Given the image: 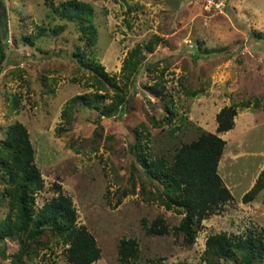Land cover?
Wrapping results in <instances>:
<instances>
[{
    "label": "rangeland",
    "instance_id": "374dc122",
    "mask_svg": "<svg viewBox=\"0 0 264 264\" xmlns=\"http://www.w3.org/2000/svg\"><path fill=\"white\" fill-rule=\"evenodd\" d=\"M83 1L92 6L95 29L84 65L73 53L84 45L77 20L49 8L48 0H3L0 264H12L11 254L25 240L16 204L19 172L12 168L7 137L16 121L26 130L40 177V185L25 195L27 208L33 216L57 194L59 184L71 198L75 222L92 233L99 249L89 264H142L148 257L165 263L242 264L243 249L203 259L205 237L217 232L240 238L252 251L244 264H264V188L241 200L264 165V0H224L222 10L202 0ZM92 57L101 69L90 65ZM192 89L197 93L190 94ZM81 93L90 95L62 112L66 101ZM119 96H127L121 116ZM255 98L258 105L252 108L236 107L229 129L215 131L219 108ZM197 127L223 139L216 171L229 198L194 219L193 241L184 245L181 232L171 229L183 211L150 197L162 185L143 161L171 162L177 147L196 137ZM132 142L139 146L137 159ZM158 213L167 231L146 233L140 218L149 222ZM122 236L135 238L136 259L119 261ZM28 244L18 264H68L67 244L49 227Z\"/></svg>",
    "mask_w": 264,
    "mask_h": 264
},
{
    "label": "trees",
    "instance_id": "16d2710c",
    "mask_svg": "<svg viewBox=\"0 0 264 264\" xmlns=\"http://www.w3.org/2000/svg\"><path fill=\"white\" fill-rule=\"evenodd\" d=\"M47 5L61 16L77 20L80 24V34L83 39L82 48L76 47L73 51L80 64L84 65L85 48L92 44L95 35L94 25L91 22L92 6L83 0H61L53 4L48 0ZM4 15L3 0H0V21ZM83 37V38H82ZM135 50L132 47L130 50ZM4 53L0 44V60ZM126 59V58H125ZM124 59V60H125ZM88 60V59H87ZM90 65L94 69H101L102 65L93 57ZM94 94L98 92H93ZM190 94L197 93L190 90ZM89 96L90 93H81L70 97L65 103L62 112L66 111L77 98ZM127 97V96H126ZM119 96L117 115L121 116L125 112L127 98ZM257 104V99L250 102L248 99L233 102L230 105L222 106L215 113V131L220 132L232 126V116L236 107L252 108ZM98 107L97 103H94ZM65 109V110H64ZM103 116L108 113L102 112ZM96 121V120H95ZM98 120L96 121L97 124ZM198 129L196 137L188 142H182L176 149L173 159L165 163L161 158L144 160L145 171L154 176L162 185L156 194L150 197L157 199L166 208H174L178 212L183 211L179 222L171 229L175 234L181 232V243L189 245L194 238L192 223L194 219H200L216 201H224L229 198L227 188L221 184L216 171V162L220 155L223 139L214 132ZM14 131V133H12ZM98 130L92 132V139L96 138ZM7 137L12 144V168L18 173L16 181L20 187V192L16 198L18 225L24 230V242L19 249L11 254L10 262L18 264L16 259L21 257L22 252L28 248V239L35 238L45 227L52 229L55 236L67 245L64 248V256L68 264H89L99 256V249L95 239L82 224L75 222V209L71 205L69 195L60 190L59 184H55L57 194L43 205L32 216L27 208L25 195L30 190L40 185V177L36 168L31 163V147L27 139L26 130L20 122H14L11 129L7 130ZM72 147V145H69ZM74 150L77 148L72 147ZM134 157H140L138 144H129ZM264 188V165L259 170L253 184L241 195L243 202L248 201L253 195ZM264 207V193L262 196ZM140 223L148 234L163 233L167 231L166 225L158 213L149 222L144 217L140 218ZM243 249L240 259L242 264L252 259V251L243 245L240 238L232 240L224 232L209 234L204 239L202 257L206 262H210V257L215 254L225 258L232 254L234 250ZM3 256V254H2ZM117 257L120 262H129L138 257V246L132 236L120 237L117 244ZM142 264H200L197 261L185 262L178 260L165 263L157 258L148 257Z\"/></svg>",
    "mask_w": 264,
    "mask_h": 264
},
{
    "label": "built area",
    "instance_id": "2783aa9c",
    "mask_svg": "<svg viewBox=\"0 0 264 264\" xmlns=\"http://www.w3.org/2000/svg\"><path fill=\"white\" fill-rule=\"evenodd\" d=\"M208 6H214L215 8L222 10L224 6V0H202Z\"/></svg>",
    "mask_w": 264,
    "mask_h": 264
}]
</instances>
